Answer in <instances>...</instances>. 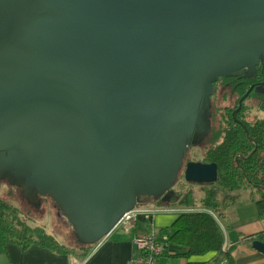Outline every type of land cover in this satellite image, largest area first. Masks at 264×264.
<instances>
[{
    "label": "water",
    "instance_id": "obj_1",
    "mask_svg": "<svg viewBox=\"0 0 264 264\" xmlns=\"http://www.w3.org/2000/svg\"><path fill=\"white\" fill-rule=\"evenodd\" d=\"M261 61L264 0H0V179L99 242L171 191L213 80ZM183 173L213 183L217 163Z\"/></svg>",
    "mask_w": 264,
    "mask_h": 264
},
{
    "label": "trees",
    "instance_id": "obj_2",
    "mask_svg": "<svg viewBox=\"0 0 264 264\" xmlns=\"http://www.w3.org/2000/svg\"><path fill=\"white\" fill-rule=\"evenodd\" d=\"M222 126L215 125L212 132L216 136L212 138L206 151L207 158L217 163V180L200 188L203 190L201 197L192 188L182 185L183 188H179V191L183 196L169 204L186 210L181 211L163 231L168 241L187 247L186 256L215 252V260L225 257L231 262L230 255L223 249L224 235L217 219L223 217L225 208L235 201V191L242 189L250 191L251 198H255L264 217V156L257 153L249 155L246 150L247 156L237 154L238 149H246L248 123L239 131V135H243L240 139H237L239 132L235 129ZM259 140L263 142L264 139L260 137ZM251 182L256 183V187L251 186ZM246 238L250 244L254 239L264 242V230ZM8 242H15L22 248L33 243L42 244L57 251L75 253L77 256L86 255L94 244L80 243L72 237L62 241L44 224L33 222L22 210H11L8 204L0 201V252L5 250Z\"/></svg>",
    "mask_w": 264,
    "mask_h": 264
},
{
    "label": "crops",
    "instance_id": "obj_3",
    "mask_svg": "<svg viewBox=\"0 0 264 264\" xmlns=\"http://www.w3.org/2000/svg\"><path fill=\"white\" fill-rule=\"evenodd\" d=\"M247 191L248 195L245 197L242 190L235 191V201L228 205H235V212L228 213L225 208L224 216L217 219L224 235L223 249L231 257V262L225 257L222 258L226 259L227 264H264V254L254 249L246 238L264 230V217L255 198H251L250 191ZM144 204L139 208L143 211L138 217L126 224H118L107 236L94 243L84 256L57 251L37 243L22 248L15 242H8L5 250L0 252V264H127L136 254L133 236L147 231H155L163 243V251L158 258L159 264H218L222 260H215V252L186 256V246L167 240L163 230L170 226L185 208L161 203Z\"/></svg>",
    "mask_w": 264,
    "mask_h": 264
},
{
    "label": "flooded vegetation",
    "instance_id": "obj_4",
    "mask_svg": "<svg viewBox=\"0 0 264 264\" xmlns=\"http://www.w3.org/2000/svg\"><path fill=\"white\" fill-rule=\"evenodd\" d=\"M221 102L222 104L220 106ZM210 103L209 131L202 141L193 143L191 140L188 144L187 150L182 159V165L171 191L169 193H164L157 199H152L150 197L145 198L144 203L169 204L171 202H176L180 196H183L182 192L179 191V188L181 189L183 186L189 188L194 186L201 188L211 184L186 181L184 179L183 170L189 161H214L207 158L206 151L209 144L212 142V138L216 136L214 132H212L216 124L219 127L220 125H223V128L230 127L239 132L242 130V127H244L243 125L248 123L249 131L247 133L248 141L246 142V149H238L237 154L238 156H241V154L242 156H247L245 155L246 150L249 155L257 153L258 155L264 156V140L263 142H260L259 140L260 137L264 139L263 61L257 64L256 69L253 71L248 72L247 70H243L235 74H225L215 78L213 80V90L210 94ZM261 122H263L262 125ZM237 134V139H240V137L243 136L239 135L240 132ZM240 166L241 165H239V168ZM180 173H182V176H179ZM250 184L251 186L256 187V183L251 182ZM16 199L22 204V206H28V208L34 212V214L31 215L33 222L45 224V222H49L48 218L51 217L52 222L62 230V226L65 224L63 217L61 215H56L54 211L51 212V210H48L47 208L48 204L52 202L49 196L39 195V204L35 209L33 204L29 203L22 195L19 187L9 183L6 178H1L0 201L5 202L9 206H17L18 209L26 214L29 213V210L24 211L21 205H16L14 203Z\"/></svg>",
    "mask_w": 264,
    "mask_h": 264
},
{
    "label": "built area",
    "instance_id": "obj_5",
    "mask_svg": "<svg viewBox=\"0 0 264 264\" xmlns=\"http://www.w3.org/2000/svg\"><path fill=\"white\" fill-rule=\"evenodd\" d=\"M143 210L134 209L124 213L118 224H126L134 219ZM133 244L136 254L129 259L127 264H159L158 258L163 251V243L155 231L141 232L133 236ZM218 264H227L226 259H222Z\"/></svg>",
    "mask_w": 264,
    "mask_h": 264
},
{
    "label": "rangeland",
    "instance_id": "obj_6",
    "mask_svg": "<svg viewBox=\"0 0 264 264\" xmlns=\"http://www.w3.org/2000/svg\"><path fill=\"white\" fill-rule=\"evenodd\" d=\"M221 104H222V102H221ZM192 188H193V190L196 191V194L198 195V197H201L203 195V190H201L199 187H195L194 186ZM242 191H243V197H245V196L248 195L247 189H245V190L242 189ZM14 203L16 205L17 204L18 205H21V207L24 209V211L29 210L30 212L27 213V216H30L31 217V215L34 214V212H32L31 209L28 208V206H22V204L20 202H18L17 199L14 201ZM10 207H11V210L12 209H17V206H10ZM234 207H235V205L234 206L232 205V206L226 207V212H228V213L235 212L236 209ZM51 212H53V210H51ZM48 219H49V222L48 221H47L48 223L45 222L44 225L47 227V229L51 230L60 240L67 241V240L70 239V237H72V239H75V237H74V235L72 233H68V232H65L64 231V224H63L62 230H61V228L59 229L58 226L52 222V218L51 217L48 218ZM223 223H225V225H226V221L225 220H223ZM225 239H226V235H225Z\"/></svg>",
    "mask_w": 264,
    "mask_h": 264
}]
</instances>
